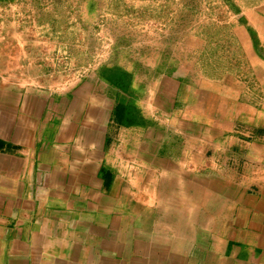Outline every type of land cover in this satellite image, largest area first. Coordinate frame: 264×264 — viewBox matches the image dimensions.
Returning a JSON list of instances; mask_svg holds the SVG:
<instances>
[{"label": "crops", "instance_id": "crops-1", "mask_svg": "<svg viewBox=\"0 0 264 264\" xmlns=\"http://www.w3.org/2000/svg\"><path fill=\"white\" fill-rule=\"evenodd\" d=\"M247 17L258 87L215 86L221 126L169 77L162 128L126 142L98 81L0 88V264H264V2Z\"/></svg>", "mask_w": 264, "mask_h": 264}, {"label": "rangeland", "instance_id": "rangeland-1", "mask_svg": "<svg viewBox=\"0 0 264 264\" xmlns=\"http://www.w3.org/2000/svg\"><path fill=\"white\" fill-rule=\"evenodd\" d=\"M263 2L0 0V88L34 85L58 93L98 81L122 105L126 137L120 142H126L131 129L162 128L160 90L169 77L207 91V110L221 126L215 86L233 75L258 87L246 43L263 48L247 16ZM240 26L246 27L243 42ZM130 156L125 159L136 158Z\"/></svg>", "mask_w": 264, "mask_h": 264}, {"label": "trees", "instance_id": "trees-1", "mask_svg": "<svg viewBox=\"0 0 264 264\" xmlns=\"http://www.w3.org/2000/svg\"><path fill=\"white\" fill-rule=\"evenodd\" d=\"M119 108H121L122 109V105H119ZM118 112H119V114H121L122 113V111L119 109L118 110Z\"/></svg>", "mask_w": 264, "mask_h": 264}]
</instances>
